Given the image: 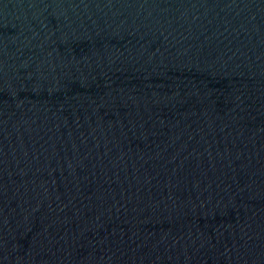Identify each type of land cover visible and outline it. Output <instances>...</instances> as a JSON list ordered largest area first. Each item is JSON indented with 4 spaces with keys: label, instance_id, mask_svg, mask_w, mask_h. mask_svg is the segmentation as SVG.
Here are the masks:
<instances>
[{
    "label": "water",
    "instance_id": "1",
    "mask_svg": "<svg viewBox=\"0 0 264 264\" xmlns=\"http://www.w3.org/2000/svg\"><path fill=\"white\" fill-rule=\"evenodd\" d=\"M0 264H264V0H0Z\"/></svg>",
    "mask_w": 264,
    "mask_h": 264
}]
</instances>
